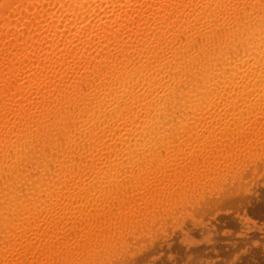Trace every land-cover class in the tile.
Listing matches in <instances>:
<instances>
[{"label": "bare ground", "instance_id": "1", "mask_svg": "<svg viewBox=\"0 0 264 264\" xmlns=\"http://www.w3.org/2000/svg\"><path fill=\"white\" fill-rule=\"evenodd\" d=\"M261 117L264 0H0V264H125L194 206L248 204L195 189Z\"/></svg>", "mask_w": 264, "mask_h": 264}, {"label": "rangeland", "instance_id": "2", "mask_svg": "<svg viewBox=\"0 0 264 264\" xmlns=\"http://www.w3.org/2000/svg\"><path fill=\"white\" fill-rule=\"evenodd\" d=\"M261 119L262 122H264L262 117ZM260 138L261 140H264L261 136L259 137V141L258 139L257 141L256 140L252 141L251 139H249L251 140L250 142L252 143L257 142L258 147L256 146V144L254 145V143L253 144L251 143V146L254 145L253 147H251L249 143H247L249 140L248 141L243 140L244 142L242 141V143L243 144L245 143L247 145L245 146L248 149L244 145H240L241 144L240 142L239 145L241 147L244 146L245 149L247 150L244 149L245 152L241 153L243 147L239 148L237 146L236 151H238L239 153V149H241L240 150L241 152L239 154L238 153L234 154L233 152V155H231L233 159L236 157L235 159L237 161L233 160L231 157H229V155L225 156L228 157L226 158V160L228 159L227 162H224L217 166L219 174L217 175L218 172L216 168L215 171L212 172L213 174L211 173L213 176L209 174L212 181H209L210 177L208 176L206 178L207 180L204 178V181L201 182L200 186L198 185L199 186L198 191L193 187L190 188L193 194H194L193 189H195V194L198 192V195H202V196L204 195V197L214 196L217 194V192L222 193L223 191L226 190H234V189L239 190L240 191L239 193H243V195L247 196L248 199L250 200L248 204L236 206L233 203H227L224 202L223 200H217L218 202L208 207V209H206L205 212L203 213H201V209H198L196 206H194L189 211L190 214L188 215L182 214V216L177 220H175V222L166 223L170 225L168 226L166 224L164 225L165 234H161L160 237L157 236L156 239H152L151 241L147 237H144L143 241L140 243L141 246L139 244H136L134 246H131L129 249H127L125 252L126 254L125 264H160V263L161 264H238V263L255 264L253 261L261 260L260 257L261 256L264 257V252H263L264 251V210L261 211V215L258 216L253 215L254 214L253 208L258 204L259 198L264 199V157L263 158L261 157L264 155L263 154L264 147L261 148L262 150L260 149L261 145L264 146V141L261 144ZM259 143L260 146L258 145ZM255 147L258 148L259 150V151L257 150L258 152H260L261 150L262 151L261 153L263 155L259 154L256 151L257 148ZM251 149L254 151H251ZM248 150H250V153L253 152L257 158L254 156V154L251 153L253 155L252 157L250 156L252 159L249 158V156H247L248 158L246 159V155H248L247 153L249 152ZM258 158H260L261 161H259L260 159ZM231 159L233 164L231 163V166L227 167L226 165L230 164L228 163V161L229 160L231 161ZM242 159L243 161H241ZM253 159H255L254 161L258 159L257 163L252 162ZM238 161L243 162L245 164L246 168L244 167V165L243 168H245L247 171L243 168L240 169L239 165L241 163H239ZM250 163H252L251 166ZM255 163L257 164V167ZM225 166L227 167V169L229 168L231 169L233 166L234 167L233 169L239 168L242 171V172H237L240 170L236 169L237 170L236 171L231 169L236 174L238 173L241 174L243 172L245 173L241 175L239 174L240 177H237V179L235 180V178L233 179L232 177L238 175L234 174V172L231 171L230 169L227 170L226 172ZM240 166L242 167V165ZM211 167L213 168V166ZM251 168H255V171L257 172L250 173L249 169ZM225 172L228 174L225 175L224 174ZM220 173L223 174V175L221 174V176H224L222 177L223 179L221 180L222 183L218 181L221 178V176L219 177ZM214 174L217 175L219 179H217V177L214 176ZM205 182L206 183L209 182V185L206 184V187L204 184ZM210 182H213V184ZM232 182L234 184H232ZM210 184L212 185L210 186ZM215 184L216 186H214ZM221 184H223L224 186L223 185L221 186ZM228 184L231 186H228ZM201 185H203L202 188H204L205 191L201 188ZM198 186L196 187L198 188ZM213 188L215 190L214 193H213L214 191ZM201 189L203 193L199 194L200 193L199 191ZM204 192L208 194L206 195V193ZM195 194L193 196H196ZM255 195L256 197H254ZM140 252L143 254H141ZM241 260L242 261L245 260V261L242 262Z\"/></svg>", "mask_w": 264, "mask_h": 264}]
</instances>
